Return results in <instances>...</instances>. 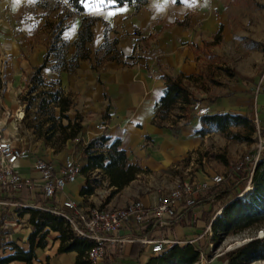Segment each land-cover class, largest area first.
I'll use <instances>...</instances> for the list:
<instances>
[{"label":"rangeland","instance_id":"rangeland-1","mask_svg":"<svg viewBox=\"0 0 264 264\" xmlns=\"http://www.w3.org/2000/svg\"><path fill=\"white\" fill-rule=\"evenodd\" d=\"M158 1L168 13L166 18L157 19L142 29L134 25L139 11L128 6L117 7L106 0H84V13L77 12L65 0H0V139L27 149L38 160L61 163L71 157L82 166L81 149L86 145L87 134L106 133L109 129L103 120V108L98 105L101 101H97L103 85L101 71L109 65L126 70L123 65L109 61L102 44L108 40L124 59L126 56L133 57V61L144 58L139 66H147L154 77L159 74L156 57L164 55L153 49L159 42L156 28H162L163 32L172 26L190 33L188 40L180 41L178 49H188L193 55L191 61L196 71L186 83L195 99L211 113V107L217 102L240 104V97L246 96L244 104L250 101L248 112H255L252 105L264 94V0ZM88 26L93 39L85 49H79L81 33ZM115 40L119 41L117 46H114ZM78 50L79 55H89V59L77 60ZM43 65L44 83L39 85L33 75ZM58 88L73 103L67 118L53 104H48ZM143 115L139 117L144 119ZM190 115L191 120L187 121L176 110L164 124L174 130L194 133L189 129L191 122L200 118L193 109ZM77 116L83 120L82 136L79 141L65 143V133L70 131L64 127L69 121L74 123ZM260 126H263L261 122ZM204 139L198 151L174 161L165 170L147 168L134 185L144 187L141 192L150 197L158 194V199L181 183L198 185L215 175L225 178L221 185L225 188L231 179V168L219 157L227 159L231 166L237 165L244 157L251 156L261 141L264 143L260 129L253 143L228 140L218 132ZM146 143L154 142L147 139ZM72 147L74 151L69 152ZM107 188L108 182L102 180L100 190ZM246 191L238 187L240 199H247L243 198ZM17 194L22 195V191L15 192V197L20 198ZM6 203L0 205V217L5 215L4 229L11 233L13 230L7 223L19 218V213L15 204ZM223 207L222 201L213 202L208 222ZM17 223L22 230L26 229L24 219ZM209 227L201 229L205 237L199 246L211 264H227L229 252L264 239V224L224 239L216 237ZM252 264H264V260Z\"/></svg>","mask_w":264,"mask_h":264},{"label":"trees","instance_id":"trees-1","mask_svg":"<svg viewBox=\"0 0 264 264\" xmlns=\"http://www.w3.org/2000/svg\"><path fill=\"white\" fill-rule=\"evenodd\" d=\"M66 1L77 12H85L84 0ZM107 1L115 4L117 7L134 6L137 12L148 4V0ZM92 39L91 26H88L86 31L81 33L78 48L85 49V45L91 42ZM113 43L114 46H117L119 41L115 40ZM112 46L109 45L107 40L101 47L102 50H105V55L110 56L109 61L123 64L129 68L137 64V61H133L134 58L131 56L125 60L117 49H113ZM80 58L87 60L89 55L84 54ZM129 61L133 62L129 63ZM44 68V65L41 66L33 75L34 81L36 80L39 85H43L44 83L42 78ZM191 77H185L182 74L177 77L166 73L162 74L161 79L165 83L166 90L155 107V114L152 120L153 125L164 128L163 123L168 121L170 115L176 110L180 111L181 118L187 121L191 120V110L197 102L186 83ZM58 85H60V82ZM64 95V90L58 88L52 94V99L48 104H53L55 108L60 110L61 116L67 118V113L71 111L73 103L69 96L64 97ZM249 102L247 101V103ZM255 119L256 115L253 110L246 115L211 112L207 116L200 118L202 128L195 131L194 134L205 138L214 132H218L228 140L253 143L258 130ZM259 122H261L260 119ZM259 128L261 136H264V125ZM171 129L175 136H179L182 132L181 130ZM64 130L70 131V133H65V143L68 141H79L84 130L82 118L77 116L74 123L69 121ZM77 148H79L78 145ZM254 154L255 151L251 156ZM81 159L86 161V164L81 166L80 171L81 176L86 179V186L80 192L82 197L94 195L97 189L101 187L102 180H106L109 186L115 189L109 197V199H112L143 173V170L139 166L130 164L127 152L122 149L121 140H111L105 133L95 137L81 149ZM219 159L223 160L224 164L231 168V179L225 185V188L221 186L210 187L205 191L203 197L196 199L195 207L212 204L215 201H222L224 203L223 215L217 218L211 226L215 236L219 239H224L225 237L236 235L264 224V151L261 153L253 172L251 186L254 188V191L249 194L246 200L239 198L240 192H238V187L242 189L248 187L252 173L251 164L247 161L246 157L239 164L233 166L224 157H219ZM98 176H101L102 180H99ZM26 189L28 187L22 186L18 190L26 191ZM16 190L15 187H8L6 194L0 197V201L27 205L23 203L24 200L15 197ZM59 196L56 195L52 199H47L41 189L40 192L35 193L34 201L36 205L40 203L43 209L17 207L19 217L29 216L27 226L32 229V233L28 238V250L8 240L10 232L4 229L7 219L5 215L0 217V264H11L13 262L34 264L37 260L36 249L44 250L47 248L48 237L51 233L58 234L57 240L60 241L58 254L76 252L77 258L75 264H89L87 255L94 248L95 243L80 237L74 232L71 224L63 216L51 212V210L59 208ZM65 212L71 213L68 209H65ZM210 215L211 212H202L200 219L207 226L211 225V222H208ZM190 221H194V224L198 222V220H194L192 217H190ZM153 225L154 223H151L148 227L151 228ZM136 245L134 244L133 246L131 257L137 259L142 254V251L134 252ZM140 248H142V245ZM201 249L196 244L174 245L165 253L152 257L147 264H199ZM7 251H10L11 254L5 256ZM259 260H264V239L254 240L226 255L227 264H252Z\"/></svg>","mask_w":264,"mask_h":264},{"label":"crops","instance_id":"crops-1","mask_svg":"<svg viewBox=\"0 0 264 264\" xmlns=\"http://www.w3.org/2000/svg\"><path fill=\"white\" fill-rule=\"evenodd\" d=\"M161 4L163 3L158 0H148V4L139 10L138 16H135L134 25L138 28L145 29L155 20L166 18L168 13L164 11ZM128 7H132L136 11L134 6ZM156 29L158 30L157 38L159 42L158 46L153 49L157 48L155 49V53H164L163 58L159 56L156 57L155 60L159 74L153 77V74L149 73L147 66L145 68L139 66L140 61L144 60V58L137 61V64L131 68L120 64L126 67V70H118L115 66L109 65L105 70L101 71L103 85L101 87V94L97 96V101H101L98 105H101L104 111L103 120L109 128L105 134L111 140L120 139L122 142V149L127 152L130 164L139 166L143 172L147 168L155 171L165 170L167 166L171 165L174 161L181 160L189 153L198 151L199 148L202 147L203 142H205L204 138L194 133H185V129L182 130L179 136H175L170 126L163 123L165 127L160 128L152 124L155 107L166 90L165 83L161 79L162 74L166 73L173 77L182 74L188 77L196 71V67L193 61H191L193 56L191 52L188 49H178L180 41L188 40L190 38V33L176 26L165 29L163 32H161L162 28ZM150 36L151 35H149V38H151ZM127 48L129 49L128 46ZM80 56L78 50L75 58L79 61H86L82 60ZM127 57L130 56H126L125 60ZM99 92L100 89L98 90V93ZM245 100H247V97L241 96L240 104L238 102L228 104L217 102L211 107L213 110L212 113L225 112L246 115L249 106L248 103L244 104ZM252 106L255 108V115L258 116L262 125H264V94L260 95L257 102ZM141 114H144V119L139 117ZM201 128V120L195 119L191 122V127L189 129L195 132ZM101 134L103 133H88L85 137V140L87 138L86 145ZM147 139H151L154 143L148 145L146 143ZM73 151L74 148L72 147L69 152ZM37 160V157H30L29 159L21 161L18 165V172L21 178L29 182V185H27L29 187L26 189L25 196L23 194L24 190H21L22 195L17 194V196L31 205H36L34 201L35 193L40 192L42 189L41 175L34 169ZM63 162L64 159L61 163L56 161L54 164L61 165ZM84 164H86V161H83L82 165ZM142 174L143 173L112 199H109V197L115 189L111 188L109 183L107 189L102 191L99 188L94 195L82 197L80 192L82 188L86 186V179L80 176L76 183L68 185L64 194L59 196L58 207H61L62 200L65 196L74 200L78 206L84 210L96 207L122 209L137 199H140L145 205L152 207L158 201V194H155V197H150L145 194L146 192H141V189H144V187L134 185ZM100 177L101 176H98L97 178L101 180ZM204 194L205 192L197 193L196 199L203 197ZM36 206L42 205L39 203ZM211 206L212 204H204L199 207L194 206L192 211H189L185 216L183 222L165 228H161L156 224L149 228L148 226L151 223L139 227L132 219L123 227L117 237L121 239H132L135 242L114 244L110 264H147L150 259L156 255L152 254L151 247L149 245H144L142 240L167 238L180 243L181 246L192 240H197L196 245L202 244L205 231L201 229L206 226V223L200 219L202 217V212H212ZM190 217L194 220H198V222L194 224V221H190ZM23 219L26 223V229L22 230L17 222ZM28 219V215L23 218L15 217L12 220L10 219L11 221L7 223L13 230L8 240L17 243L26 250L29 248L28 238L32 233V229L27 226ZM177 236L179 239L175 238ZM57 238V233H51L48 237L47 248L44 250L36 249L37 260L34 264L76 263V252L58 254L60 241H58ZM134 244H137L136 247H134V252L142 251V254H140L137 259L131 257ZM140 244L142 248H140ZM10 254L11 252L7 251L5 256ZM11 264L26 263L13 262Z\"/></svg>","mask_w":264,"mask_h":264},{"label":"built area","instance_id":"built-area-1","mask_svg":"<svg viewBox=\"0 0 264 264\" xmlns=\"http://www.w3.org/2000/svg\"><path fill=\"white\" fill-rule=\"evenodd\" d=\"M192 109L199 118L209 114V109L202 106L198 101L193 105ZM255 123L257 128L260 129V122L257 115ZM263 151L264 143L261 141L255 150V154L246 157L252 168L248 187L251 186L253 172ZM30 157L31 153L27 149L20 148L10 140L0 139V197L6 194V190L10 186L20 189L22 186L29 185V182L25 183L22 180L18 172V165L21 161L29 159ZM34 169L41 175V188L47 199L64 194L66 187L76 183L81 176V167L71 157L65 159L61 165L46 160H37ZM224 183L225 178L222 175H215L210 181L198 185L184 182L171 193L160 197L152 207L145 205L142 201H132L122 209L96 207L84 210L74 200L65 196L62 200L61 207L51 210V212L63 216L71 224L74 232L80 237L95 243L94 248L87 255L89 264H108V262L110 264L114 244L135 242L132 239H121L117 237L123 227L132 219L139 227L152 222L161 228L179 224L184 221L185 216L194 208L197 193L205 192L212 186L224 185ZM3 204L6 205L7 203L0 201V205ZM15 205L16 207L43 209L42 206L36 205ZM65 209L70 210L71 213L65 212ZM221 211L211 222L209 230L211 229L212 223L221 217ZM196 241H189L185 245L196 244ZM142 243L149 245L152 254L156 256L165 253L174 245L181 246L180 243L167 238L142 240ZM199 264H211L203 251H201Z\"/></svg>","mask_w":264,"mask_h":264},{"label":"bare ground","instance_id":"bare-ground-1","mask_svg":"<svg viewBox=\"0 0 264 264\" xmlns=\"http://www.w3.org/2000/svg\"><path fill=\"white\" fill-rule=\"evenodd\" d=\"M254 188L252 186H249L247 191L243 194V198H248L249 194L253 193ZM223 215V211H221L220 216Z\"/></svg>","mask_w":264,"mask_h":264}]
</instances>
